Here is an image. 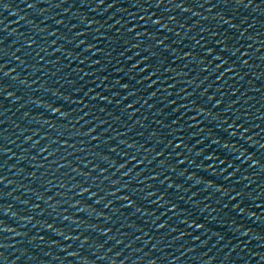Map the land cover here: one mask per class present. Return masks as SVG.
<instances>
[{
	"label": "snow or ice",
	"instance_id": "1",
	"mask_svg": "<svg viewBox=\"0 0 264 264\" xmlns=\"http://www.w3.org/2000/svg\"><path fill=\"white\" fill-rule=\"evenodd\" d=\"M117 2V0H113V4H115ZM106 0H98V4H105ZM153 3L155 4L156 8L159 9V7L161 5L167 4V5H172L178 9H181L182 12H192L193 15H200L199 11H195L193 12V9H202L205 7V5H208L209 10L211 9H215L218 7L223 6L224 8H229V5H231L233 3V0H216L215 3L212 2V0H177V2L174 3V0H153L152 3L149 2V0H133V3L131 5H129V7L136 9V8H141L144 10L145 15H141L139 17V19L141 21H143L145 19V16H147L148 19H152L153 16H157V12H151L149 14V9H151L153 7ZM113 4H108V7H112ZM185 5H189V7H185ZM235 5L236 6H242L244 8H252L254 12H260L261 11V6L264 5V0H235ZM35 6V0L34 3L32 4H28L27 7L32 8ZM61 7L63 6L62 4L60 5ZM0 8H4L7 9V3L6 0H0ZM122 11L127 12L128 8H122ZM132 15L135 17L136 13H132ZM225 15L228 16L227 19H225ZM217 17L220 18L221 21V25L217 26V30L213 31L208 27H203L200 28L196 35H192L190 36V41L192 42L190 45H186V47L189 48L188 51H184L183 48H180V52L183 53V58H187L192 64L197 65L198 67H200L201 71L203 72H207L209 74H212L213 72H219V75L216 76V79H221L225 73H230L233 72V70L236 68L234 66H237L238 63H243V64H248L249 60L248 59H244L243 57H250V50H251V45H248V49L245 51H241V48L243 47V45H241L240 47H237L236 43H233V40L236 39V37L234 35H231L229 30L230 29H238L240 28V26L242 24H246L247 23V19L246 17H244L242 20H240L237 23H233V21L236 20V17L234 15H231L229 13L226 12H216V15L213 17V19H216ZM191 17H189L190 19ZM164 19L163 14H160V16L157 19L152 20V24L154 26H159V28H168L169 27V23L173 20H177L176 16H168L167 17V21L165 23H162V20ZM199 20H197L194 24L192 25H188L187 21H185L184 23V27H188L189 29L195 28L196 25H198L199 23H197ZM61 23H63V21H60ZM120 21H116V23H119ZM3 21L0 20V24H2ZM90 23H94V21H90ZM129 23H131L129 21ZM188 25V26H186ZM222 25H227V28H224L223 31L220 30V27ZM138 28H142L143 31H136V29ZM159 30V29H157ZM170 31L172 29H169ZM99 31V30H98ZM128 33H135L136 37H142L145 34H148L149 36H153L152 32L149 31V29L144 28L143 25L141 24H133L131 27H129L127 29ZM244 31H247V28L244 29ZM203 32V33H210V35L212 36V38L215 41L214 45H209L207 42V39L204 36H201L200 39H197V36H199V34ZM82 35V33H78L77 36ZM177 35H179V33H177ZM185 36H188V33H185ZM216 37H220L219 39H216ZM168 37H164L163 39L160 38H156V45L158 46H162L164 50L171 52L173 55H175L176 53V49L171 48L170 45L171 44H167L165 45V40H167ZM250 39H253V37H250ZM201 40H205V44L201 46L202 50H196L194 48V46L196 45H200ZM31 43H35V41H30ZM53 43H56V41H53ZM79 43H84V41H79ZM180 43H183V41H180ZM3 44V40H0V45ZM124 44L126 45H131L132 47H139V44H132L131 41H124ZM229 45H231V47H229ZM150 46L152 47V45L150 44ZM95 45L93 44H89L88 48H94ZM151 47H148V51L150 52V55H145L142 57V61H148L150 60L151 57L156 56V52L151 50ZM261 47H264V45H261ZM193 53H195V55H193ZM217 53H219V55H217ZM7 55V52L4 51L3 48H0V97H16L17 94L15 91L9 92L8 88L13 87V85L6 83V78L9 77V75L13 72H15V69H8L7 71L5 70V67L7 65V63H9L8 61L4 60V56ZM137 55H140L139 53H137ZM13 56H15V53H13ZM17 60L20 59V57H15ZM177 59H181L182 57L177 56ZM217 61H219V63H217ZM95 63H99V61H94ZM140 61H138L139 63ZM136 65H133V68H135ZM161 67H164V65L162 64ZM185 67H187V65H185ZM145 68H148L151 71V75H157L159 72H155V66L152 64H145ZM221 69H223V71H221ZM141 71H144V69H141ZM165 71H168L167 68H165ZM172 71H175V69H172ZM149 77V76H148ZM14 80H20L21 84H25L27 85L29 82L27 80H21V78L17 75V76H13L12 77ZM147 78V77H146ZM205 79H207V76L205 77ZM154 82V81H153ZM125 88L128 87L127 84L124 85ZM207 91V90H205ZM19 99H23V96L18 97ZM106 99V98H105ZM195 100L192 101L193 104H195ZM216 103L219 104L221 103L220 100H216ZM4 107V102L2 99H0V108ZM49 108L52 109V111L54 112H61L60 108L57 107H53V105L49 104L48 105ZM128 107H131V105H129ZM211 114V113H210ZM3 115V112H0V116ZM25 116L28 115V113L24 114ZM62 115H67V113H62ZM229 127H232L231 125H229ZM238 127H243L242 124L238 125ZM91 131V130H90ZM203 131V129L201 130ZM245 131H247V129H245ZM6 132V130H0V157H3V155L9 151V149L7 148L6 144L3 142L5 139L4 133ZM232 135H235V131H233L231 133ZM26 139H32L31 136L26 137ZM249 139H251V137H249ZM126 143V141H125ZM41 151H46V149H41ZM244 152H241V155H243ZM158 155H160V153H158ZM248 159L252 160V162L254 164H258L260 163L259 161L256 160V158L254 156H249ZM168 162L165 160H160V164L164 165L167 164ZM121 167H123V165H121ZM4 168V164H0V170H2ZM103 171H106V169H103ZM33 175L35 173H32ZM127 174V173H126ZM158 175V174H157ZM7 179L6 176L0 174V183H3L5 180ZM170 179L169 177H165V180ZM161 184H163V181H161ZM210 184V183H209ZM211 185V184H210ZM169 187H171V185H169ZM4 189L0 188V193H3ZM82 191L87 192L88 189L87 188H83ZM231 191L235 192L236 189L232 188ZM217 192H220L221 195L223 196H227L229 191H224L222 188H217ZM93 195H95V193H92ZM133 194H128L125 195L124 197H122L123 200L128 202V205H135L137 203L136 200H134L132 198ZM149 195H155V192H151L149 193ZM246 193H243L241 191L236 192V196H246ZM254 195V193H253ZM168 196V192L162 191L161 192V196L159 197V199L161 200V202H166L168 204L171 205V208L173 209H178L179 205L172 200L171 198H169L167 201H164V197ZM2 198V197H0ZM51 199V197H50ZM236 197L233 196L230 198L229 203H232L233 200H235ZM244 201L241 200L237 203H232V208L233 209H238L240 211H244V209H242L239 205L241 203H243ZM109 203H112L111 201H109ZM228 205L225 204L224 208H227ZM139 210V209H137ZM186 211V210H185ZM15 215V214H14ZM177 215H179V213H177ZM27 219V218H26ZM65 219H68V217H65ZM188 219H191V217L189 216ZM192 220V224L195 225V227L200 228V229H204L206 227L205 223H200L198 222L196 219ZM183 222H187V220H184ZM49 228L52 227L51 224H48L47 221L44 222ZM165 224H167V221L164 222ZM233 224L236 223V221H232ZM0 225H4V221L0 220ZM164 225H158V227H163ZM3 231H9V229L4 228ZM56 231L60 232L61 235H64V233L62 231H60L59 229H56ZM107 231H111V229H107ZM217 235L219 236L220 233H217ZM199 237H197L198 239ZM7 239L6 237L2 236V232H0V240H4ZM41 239H43L41 237ZM90 239V238H88ZM258 239H262L264 240V235L260 236ZM53 243L59 244L60 241H56L54 240ZM11 245L5 244L3 242H0V264H4V262L7 260V255L4 251H2V249L6 248V247H10ZM27 251V249L25 250ZM74 255L76 253H73ZM16 259H19V257H17Z\"/></svg>",
	"mask_w": 264,
	"mask_h": 264
}]
</instances>
